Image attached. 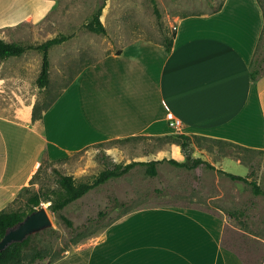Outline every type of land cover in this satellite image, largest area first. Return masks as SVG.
Returning <instances> with one entry per match:
<instances>
[{
  "label": "crops",
  "instance_id": "1",
  "mask_svg": "<svg viewBox=\"0 0 264 264\" xmlns=\"http://www.w3.org/2000/svg\"><path fill=\"white\" fill-rule=\"evenodd\" d=\"M46 2L0 0V38L42 22ZM175 30L171 53L162 41L138 40L85 67L40 120H33L32 99L0 108V211L44 157L59 161L109 140L168 135L169 112L182 121L179 133L264 151V73L251 78L264 31L260 0H225L219 11L179 17ZM223 164L227 172L244 165ZM227 224L196 207L153 208L42 264H245L224 244Z\"/></svg>",
  "mask_w": 264,
  "mask_h": 264
},
{
  "label": "rangeland",
  "instance_id": "2",
  "mask_svg": "<svg viewBox=\"0 0 264 264\" xmlns=\"http://www.w3.org/2000/svg\"><path fill=\"white\" fill-rule=\"evenodd\" d=\"M225 0H47L45 19L34 25L25 23L9 29L6 41L21 44H40L59 34L72 36L50 51L49 85L41 89L37 84L42 55L29 51L20 57L0 60V108L5 112L9 102L36 101L39 109L53 101L85 67L104 56L117 53L138 40H164V31L172 36L179 17L212 13ZM264 9V0H260ZM157 4L161 19L157 18ZM107 35L91 32L85 27L99 8ZM258 58H264V31L257 48ZM25 102V103H26ZM20 108H23L22 102ZM34 106V107H35ZM51 120V119H50ZM170 134H179L171 129ZM183 134V133H181ZM118 140V139H115ZM109 140L59 161L44 157L36 178L27 186L31 191L51 192L58 188V174L72 175L78 181H92L112 162L128 164L134 161L164 160L158 166L159 175L151 177L146 167L137 166L130 173L90 191L65 209L77 231L67 227L44 201L56 233L45 232L36 237L41 248H50V255L90 244L133 216L167 205L191 206L209 211L228 220L224 244L235 251L245 264H264V194L256 195L253 186L233 181L219 172L223 160L230 158L244 165L230 168L256 181L264 191V153H249L227 147L222 150L213 144H193V156L215 166V170L201 166L187 170L174 166L169 160L185 161L182 148L175 139L157 141L148 136L131 140ZM29 194L23 189L7 208L26 209ZM6 208V209H7ZM102 212L103 215H100ZM232 215V216H231ZM88 226L89 229H85ZM84 235L74 244L77 233ZM91 232V233H90ZM51 256L42 262L47 263Z\"/></svg>",
  "mask_w": 264,
  "mask_h": 264
},
{
  "label": "trees",
  "instance_id": "3",
  "mask_svg": "<svg viewBox=\"0 0 264 264\" xmlns=\"http://www.w3.org/2000/svg\"><path fill=\"white\" fill-rule=\"evenodd\" d=\"M222 6L223 3L215 11H219L222 8ZM103 8L104 7L98 9V11L92 17V19L85 24V27L93 33L107 35V29L101 20ZM154 11L157 18L160 21L161 13L156 3L154 4ZM163 34H164L163 45L166 49V52L171 53L173 48V40L176 35V30H174L172 36H168L165 33V31ZM71 37L72 36L69 35L59 34L40 44H21L15 42H8L0 38V60H6L11 57H20L29 51L39 52L42 55V65H41V71L39 77L37 79V84L39 88L44 89L50 83L51 49L57 45L63 44L64 42L71 39ZM263 73H264V58H258V56L255 54V57L251 63L252 80L257 81L262 76ZM55 99L51 101L49 104H47L45 107H42L40 109L39 106L36 105L33 110V120L37 121L42 119L43 112L51 107ZM137 137H142V136L125 138L124 140H131ZM148 137H151L152 139L161 142H167L174 138L175 143L182 148L186 159L185 161L182 162L172 159L169 160V162L176 167L184 168L190 171L197 169L201 166H205L213 170L216 169L215 166H213L210 162L205 161L202 158H196L193 156L194 142H196L197 145H200V143L204 141L213 144L217 147H220L222 150H225L227 147L230 151H233L234 149L237 150L239 149L244 152H249L254 154L264 153L263 150H257L233 142L225 141L222 139L210 138L200 135H187V134L179 133V134H168L164 136H148ZM114 141H121V140L118 139ZM164 161L165 159L152 160L149 162L134 161L128 164L112 162L111 165L105 167V169L101 171L92 181H78L74 176L64 175L58 170H56V173L58 174L57 189L52 190L49 193L42 191H31L28 187H25L23 188V192L25 191L26 193L29 194V197L26 201V209L7 208L0 211V240L5 236V234L9 229L17 226L20 222H22L25 219V217L28 214L36 211L40 207L41 203L44 201L51 202L49 208L52 211V213L63 223H65L68 228H70L73 231H77V228L74 226V222L65 214V209L70 204L81 199L82 197L87 195L90 191L106 184L110 180L120 178L130 173L137 166L146 167L147 175L151 177H157L159 175L158 166ZM219 172L225 174L233 181H242L245 183H249L250 185L253 186V190L256 195L264 194V191L261 188V186H259L256 181H250L247 176H241L223 170H219ZM36 175L31 180L32 183L33 180L36 178ZM100 215H103L102 212L100 213ZM85 229H89V227L86 226ZM48 231L52 233H56L54 229L49 228L42 232L28 236L23 242L12 243L9 247H7L5 250L0 252V264H35L37 261L42 262L43 260H46L49 256H51L49 253L50 248H41L36 243L35 239L36 237L40 236L41 233H45ZM84 235H88V233L86 234H84L83 232L77 233L78 238L74 240V244H77ZM67 250L68 248L62 250L60 253L52 255L48 263H53L56 260L62 258L64 256L63 255L64 252Z\"/></svg>",
  "mask_w": 264,
  "mask_h": 264
},
{
  "label": "water",
  "instance_id": "4",
  "mask_svg": "<svg viewBox=\"0 0 264 264\" xmlns=\"http://www.w3.org/2000/svg\"><path fill=\"white\" fill-rule=\"evenodd\" d=\"M52 227L53 221L50 213L45 203H41L36 211L28 214L22 222L7 231L5 236L0 240V252L12 243L23 242L28 236Z\"/></svg>",
  "mask_w": 264,
  "mask_h": 264
},
{
  "label": "built area",
  "instance_id": "5",
  "mask_svg": "<svg viewBox=\"0 0 264 264\" xmlns=\"http://www.w3.org/2000/svg\"><path fill=\"white\" fill-rule=\"evenodd\" d=\"M167 120L171 128L180 131L183 127L182 121L175 117L172 112L167 113Z\"/></svg>",
  "mask_w": 264,
  "mask_h": 264
}]
</instances>
